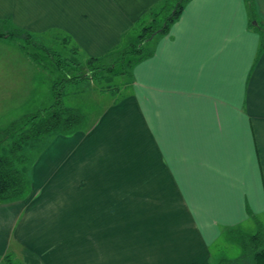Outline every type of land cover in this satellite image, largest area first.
<instances>
[{
  "label": "crops",
  "instance_id": "1",
  "mask_svg": "<svg viewBox=\"0 0 264 264\" xmlns=\"http://www.w3.org/2000/svg\"><path fill=\"white\" fill-rule=\"evenodd\" d=\"M162 1L0 0V21L84 64L134 42ZM251 2L255 20L247 0H188L123 95L46 141L33 192L0 205L1 264L12 239L38 264H213L218 241L264 224V0ZM79 85L94 92L86 79L62 98Z\"/></svg>",
  "mask_w": 264,
  "mask_h": 264
},
{
  "label": "rangeland",
  "instance_id": "2",
  "mask_svg": "<svg viewBox=\"0 0 264 264\" xmlns=\"http://www.w3.org/2000/svg\"><path fill=\"white\" fill-rule=\"evenodd\" d=\"M170 13L171 9L164 10L163 14L160 13L156 17L157 23L161 24L162 21L164 22V17ZM152 39L153 37L149 39L150 41L142 44L139 53L126 55L124 58H121V56L114 58L113 56L105 59L103 61L104 67L114 64V62L115 67L111 73L104 72L97 79H94L93 93L89 92L91 88L86 85L73 87L64 93L63 104L67 107L78 109L85 117L81 130L87 128V124L93 121L95 115L103 111L109 101L118 97L119 94H124L123 91L130 82L128 74L130 70L129 61L134 60L140 54H146L151 48ZM16 45L24 48L28 47L22 37L0 38V154L7 153L15 139H18V135L21 133L18 129L22 126L23 121L30 119L39 110L47 109L52 105L54 98L53 86L60 79V72L56 68L53 71L48 69V64H44L45 69L42 64L35 66L27 59V53L18 50ZM28 48L30 49L31 47ZM130 48L133 49L132 47ZM54 50L60 57L68 58L65 52ZM39 55L40 57L43 56L42 53H39ZM28 62L31 66H28ZM35 69L36 72L34 71ZM123 72V75H119V73ZM81 92L84 93L82 94ZM113 92H118L119 94H113ZM10 128L17 130L12 131L9 134L11 135L10 137H5L6 130H11ZM53 136L51 133H47L43 138L34 137L23 146L22 152L26 157V162L22 167L27 182L25 196H29L34 190L32 185L34 179L31 178L29 167L32 161L36 160L40 151L46 148V141ZM258 231L264 234V224L261 226L246 225L240 231L231 233L229 237L227 236L218 241L212 249L213 264L238 258L241 254L238 238L244 235H253ZM17 246L18 243L12 239L10 241V249L13 248L16 251L11 252L9 250L7 252V261L4 264H38L36 258H32L30 255V258H28L24 255L26 252H20V250L25 249L23 246L20 247V250H18Z\"/></svg>",
  "mask_w": 264,
  "mask_h": 264
},
{
  "label": "trees",
  "instance_id": "3",
  "mask_svg": "<svg viewBox=\"0 0 264 264\" xmlns=\"http://www.w3.org/2000/svg\"><path fill=\"white\" fill-rule=\"evenodd\" d=\"M188 0H163L158 6L154 7L148 14L147 24L143 25L139 34L134 42L131 44L112 51L102 57L90 58L84 64L75 62L74 60L62 59L59 55L49 49L40 48L38 51L51 60V66L56 68L64 76L59 79L53 86V103L52 105L43 110H39L30 119L23 121L22 126L18 131V139L13 142V147L5 154H0V205L8 204L23 200L26 196L27 182L26 175L22 169L23 164L26 162V157L23 154L24 144L34 137H44L47 133L52 135H71L75 132L81 131L83 120L85 119L82 112L77 109H72L64 106L62 102L63 90L66 85L74 84L78 81L86 79H97L102 73H111L114 64H109L104 67L103 61L107 58L120 57L124 58L126 55H134L141 51V46L150 38L157 34H167L171 25L180 17L184 5ZM249 15L252 20H255V14L251 0H247ZM168 6V7H167ZM171 9V13L164 17V22L158 24L156 17L164 10ZM22 37L28 47H34L32 37L14 28L8 31V22L0 21V38ZM264 34L262 35V45L264 42ZM136 45V46H135ZM24 48L25 51L37 64H42L39 61L40 55L38 52H33L29 48ZM132 47L133 49H131ZM147 55H139L134 60H130V72L132 68L139 63ZM115 61V60H114ZM44 67V64L42 65ZM119 73V75H123ZM28 128V129H27ZM6 130L5 137L12 131L17 129L10 128ZM15 133V132H14ZM241 254L238 258L232 261H221L219 264H264V234L260 231L253 235H244L238 238ZM7 258V256H6ZM5 258V261L7 259Z\"/></svg>",
  "mask_w": 264,
  "mask_h": 264
},
{
  "label": "water",
  "instance_id": "4",
  "mask_svg": "<svg viewBox=\"0 0 264 264\" xmlns=\"http://www.w3.org/2000/svg\"><path fill=\"white\" fill-rule=\"evenodd\" d=\"M254 24H256V23L254 22Z\"/></svg>",
  "mask_w": 264,
  "mask_h": 264
}]
</instances>
